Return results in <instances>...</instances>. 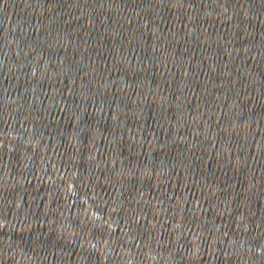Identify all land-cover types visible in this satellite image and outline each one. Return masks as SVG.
Here are the masks:
<instances>
[{"label": "water", "instance_id": "1", "mask_svg": "<svg viewBox=\"0 0 264 264\" xmlns=\"http://www.w3.org/2000/svg\"><path fill=\"white\" fill-rule=\"evenodd\" d=\"M0 264H264V0H0Z\"/></svg>", "mask_w": 264, "mask_h": 264}]
</instances>
